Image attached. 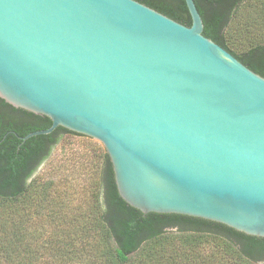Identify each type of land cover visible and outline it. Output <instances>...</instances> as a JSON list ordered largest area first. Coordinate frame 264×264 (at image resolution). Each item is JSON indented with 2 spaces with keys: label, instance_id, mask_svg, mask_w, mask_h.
<instances>
[{
  "label": "water",
  "instance_id": "obj_1",
  "mask_svg": "<svg viewBox=\"0 0 264 264\" xmlns=\"http://www.w3.org/2000/svg\"><path fill=\"white\" fill-rule=\"evenodd\" d=\"M138 0H0V97L100 141L119 194L264 237V76Z\"/></svg>",
  "mask_w": 264,
  "mask_h": 264
},
{
  "label": "trees",
  "instance_id": "obj_2",
  "mask_svg": "<svg viewBox=\"0 0 264 264\" xmlns=\"http://www.w3.org/2000/svg\"><path fill=\"white\" fill-rule=\"evenodd\" d=\"M186 25L185 0H138ZM204 35L264 76V0H194ZM52 120L0 97V264H260L264 237L176 213H143L119 194L104 148L87 194L34 177L63 133L20 138ZM95 163V162H94ZM188 226L187 228H184ZM179 227L177 230L168 228Z\"/></svg>",
  "mask_w": 264,
  "mask_h": 264
},
{
  "label": "rangeland",
  "instance_id": "obj_3",
  "mask_svg": "<svg viewBox=\"0 0 264 264\" xmlns=\"http://www.w3.org/2000/svg\"><path fill=\"white\" fill-rule=\"evenodd\" d=\"M104 148L100 141L92 137L63 133L50 155L36 170L34 177L39 176L43 181L64 179L78 203L88 193L93 165L100 172ZM177 229L179 227L168 228ZM258 263L264 264V260L261 259Z\"/></svg>",
  "mask_w": 264,
  "mask_h": 264
}]
</instances>
